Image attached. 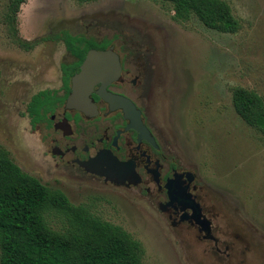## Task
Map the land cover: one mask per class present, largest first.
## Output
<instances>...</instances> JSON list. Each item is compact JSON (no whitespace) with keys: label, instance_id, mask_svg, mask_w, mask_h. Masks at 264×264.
<instances>
[{"label":"rangeland","instance_id":"1","mask_svg":"<svg viewBox=\"0 0 264 264\" xmlns=\"http://www.w3.org/2000/svg\"><path fill=\"white\" fill-rule=\"evenodd\" d=\"M225 1L241 23L235 33L209 28L206 14L177 21L172 4L162 0H25L17 12L19 37L52 39L24 49L10 33L9 0H0V144L23 171L140 241L144 264H264V135L232 104L235 86L264 100V0ZM62 31L162 41L166 123L219 210L228 243L223 252L213 254L192 234L170 230L135 195L55 167L47 151L55 131L51 123L32 124L26 104L39 90L58 89L61 64L74 59L53 38ZM48 220L54 228L63 225L60 214Z\"/></svg>","mask_w":264,"mask_h":264},{"label":"flooded vegetation","instance_id":"2","mask_svg":"<svg viewBox=\"0 0 264 264\" xmlns=\"http://www.w3.org/2000/svg\"><path fill=\"white\" fill-rule=\"evenodd\" d=\"M86 38L106 43L105 49L112 48L120 72L105 84H94L89 97L95 109L87 113L65 108L70 77L64 101L49 114L55 135L47 151L53 164L74 179H95L135 195L147 202L170 230L192 234L213 254L223 252L228 243L223 239L226 232L220 224L219 210L210 202L208 188L199 175L182 157L166 123L162 88L166 54L162 41L154 36L148 40L126 35ZM73 58L68 63L76 60ZM102 89L130 101L147 131L132 126L128 113L105 99L99 93ZM60 93L64 95L65 91ZM100 153L122 164L117 172L109 171L113 181L81 165Z\"/></svg>","mask_w":264,"mask_h":264},{"label":"trees","instance_id":"3","mask_svg":"<svg viewBox=\"0 0 264 264\" xmlns=\"http://www.w3.org/2000/svg\"><path fill=\"white\" fill-rule=\"evenodd\" d=\"M79 3L96 0H76ZM172 4L173 18L185 21L207 15L205 24L216 31L235 33L241 28L225 0H162ZM25 0H9L7 23L14 41L24 49L52 37L26 41L17 32V12ZM61 40L76 57L60 66L59 89H42L26 104L32 124L51 123L49 114L62 103L69 91V79L78 70L86 52L105 49L83 35L62 31ZM60 90L65 91L64 95ZM235 112L249 126L264 135V100L254 90L232 88ZM62 216L63 225L54 228L52 214ZM143 246L120 226L95 215L87 205L74 204L59 189H52L23 171L0 144V264H144Z\"/></svg>","mask_w":264,"mask_h":264},{"label":"water","instance_id":"4","mask_svg":"<svg viewBox=\"0 0 264 264\" xmlns=\"http://www.w3.org/2000/svg\"><path fill=\"white\" fill-rule=\"evenodd\" d=\"M119 72L120 65L118 58L112 48L89 49L79 66V70L71 76L70 93L67 96L65 108H73L86 113L94 110L95 106L91 103L89 97L94 84L97 81H102L105 84L111 79L116 78ZM99 93L110 103L123 108L132 120V126L142 132L146 130L142 123L137 120V110L130 101L113 95L105 89H102ZM81 165L87 171L104 175L106 179L108 178L112 181L114 179L109 174V171L115 173L122 167V164L115 158L101 153L89 161L82 162Z\"/></svg>","mask_w":264,"mask_h":264}]
</instances>
